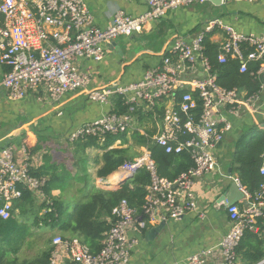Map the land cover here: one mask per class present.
Wrapping results in <instances>:
<instances>
[{
  "label": "built area",
  "instance_id": "2783aa9c",
  "mask_svg": "<svg viewBox=\"0 0 264 264\" xmlns=\"http://www.w3.org/2000/svg\"><path fill=\"white\" fill-rule=\"evenodd\" d=\"M144 1L149 7L146 14L134 18L119 10L111 25L101 29L84 0H1L0 64L8 71L0 78V88L6 90L10 101L42 92L51 102H60L65 95L86 90L91 83L90 76L78 69V59L101 62L106 55L105 46L118 38L140 32L146 24L160 21L170 11L211 0ZM227 1L253 0H222ZM217 30H223L226 37L218 47L219 64L239 61L241 73H247L250 64L259 66V91L244 94L238 88L229 90L218 83L204 49V41ZM115 96L122 98L127 113L118 114L112 109ZM88 98L109 106L111 111L70 132L71 143L93 138L103 144L108 135L135 131L147 137L138 127L140 114H153L158 119L157 110L162 108V127L152 140L166 154L186 153L193 162L178 178L169 180L158 175L145 146L135 160L126 161L107 177L95 178L97 189L116 191L143 168L151 175L141 210L126 199L113 208L111 227L99 253H92L78 238H52L50 264H130L137 244L130 233H141L149 225L179 220L198 210L194 185L217 170L216 151L232 130L231 119L242 113L264 116V33L242 34L214 20L191 42L177 39L160 64L146 70L140 81L90 89ZM22 152L24 158L19 161L13 146L0 149V221L12 217L15 204L25 191L43 202L47 199L44 188L48 179L33 175L25 146ZM261 158L260 175L264 177V152ZM230 178L243 194L240 203L244 206L223 203L230 220L229 233L217 246L197 252L185 264H209L218 253L222 259L217 264H239L237 249L245 232H257V222L264 218V182L251 193L239 176ZM198 215L205 218L204 212L199 211Z\"/></svg>",
  "mask_w": 264,
  "mask_h": 264
},
{
  "label": "crops",
  "instance_id": "0c3cea01",
  "mask_svg": "<svg viewBox=\"0 0 264 264\" xmlns=\"http://www.w3.org/2000/svg\"><path fill=\"white\" fill-rule=\"evenodd\" d=\"M84 1L95 19L96 26L101 29L111 25L114 15L119 10L134 18L149 11L144 0ZM206 3L214 9L213 13L220 12L218 17H213L212 14L205 17L206 14H199L201 12L198 10H196L198 13L192 16L193 13L188 8L193 5L178 8L170 11L160 21L146 24L140 32L129 37H120L105 46L106 55L101 62L78 59L76 62L78 69L90 76L91 83L86 90L69 93L60 102H51L42 92L30 93L20 101H10L6 90L0 88V149L13 146L18 160L22 161L24 158L22 147L27 144L35 146L42 139L40 151L29 153L30 163L33 171L44 166L48 168L54 166L53 174L58 178L52 192L54 197L60 199L64 193L66 197L72 190L70 187L77 185L84 186L82 191L84 195L86 190L95 188V178L99 177L97 162L104 151L93 147L83 152L78 149L77 143L68 140L69 133L74 129L96 121L111 111L109 106L89 100L90 89L126 86L140 81L146 70L156 68L160 64L177 39L182 38L191 42L203 32L209 22L214 20H220L224 25L242 34L259 36L264 33V0L241 3L227 1L220 5L208 1L196 5L204 6ZM198 29H201L200 33L196 32ZM207 38L218 50L226 37L223 30H217ZM6 71L7 68L0 64V78ZM238 89L244 94L248 92L245 88ZM140 116H144L145 121H139V128L148 136L149 130L145 126L153 123L154 137L162 127V121L149 115ZM231 122L232 130L226 134L223 144L216 151L217 170L197 180L194 185L198 210L185 214L179 220L165 222L166 225L161 231H158V228L163 223L149 225L141 233H130V237L137 239V244L132 249L130 264H185L187 259L197 252L217 246L229 233L231 225L223 203H227V199L230 198L231 186L234 184L230 176H238L233 165L234 145L238 138L253 126L263 129L264 116L256 117L242 113L238 118H232ZM143 123L145 125L141 128ZM128 139L132 144V140ZM126 147L128 145L122 144L121 141L114 145V148ZM144 147L136 149L139 150V156ZM67 176L70 177L67 179ZM89 178L93 183L91 187L87 183ZM68 182L72 186L65 189ZM82 193L76 194V201H84ZM242 199L236 203L240 207L244 206L240 203ZM199 211L205 214L203 220L198 215ZM262 228L264 223L258 226L256 233L264 242ZM261 248L264 250V243ZM238 257L239 264H245L242 258ZM221 259V254L218 253L209 260V264H217Z\"/></svg>",
  "mask_w": 264,
  "mask_h": 264
},
{
  "label": "trees",
  "instance_id": "16d2710c",
  "mask_svg": "<svg viewBox=\"0 0 264 264\" xmlns=\"http://www.w3.org/2000/svg\"><path fill=\"white\" fill-rule=\"evenodd\" d=\"M204 49L205 55L209 58L214 71L217 73V81L222 87L229 90L245 88L249 94L259 91L262 83L256 77L259 66L250 64L249 71L241 73L239 61L229 60L226 64H219L217 46L211 44L208 38L204 41ZM113 103L118 114L128 112V107L120 96H115ZM157 114L159 116L158 120L161 121L163 109H158ZM149 116L153 117V114H149ZM139 118L140 121H145L144 116ZM153 135L154 132L151 131H148L147 137L139 132H134L131 136L132 145H129L127 134L108 135L103 144H99L93 138L76 143L78 149L83 152L93 147L104 151L97 162L99 165L97 176L99 177H107L126 161L135 160L139 153L137 150L131 152L132 148L147 146L156 164L158 175L169 180H175L187 171L193 165V162L186 153L179 155L166 154L164 149L152 140ZM40 141L35 146L27 144L25 146L27 152L34 154L40 151ZM117 141H121L122 144H126L128 147L114 148ZM234 146L233 165L235 171L243 185L247 187L249 192L253 193L264 182V177L260 175L261 155L264 152V128L253 126L238 138ZM53 169L54 166L52 168L44 166L38 170H32L33 175L36 177H49L44 188L47 198L45 202L36 205V197L31 192L25 191L23 197L15 204L16 210L12 212V217L7 221H0V264H50L53 237L47 241V249L35 259L21 261L16 255L12 258L9 257V252L6 249L11 248L12 252L17 254L20 242L26 240L30 235V228L26 222L21 223V219L32 222L35 226H40L43 222L46 229L49 227L50 230H57L64 238H78L90 248L92 253H99L105 233L111 227L110 219H112L113 208L121 200L126 199L132 207L141 210L145 202L147 187L151 182L150 172L143 168L130 180L122 183L116 191H103L93 187L85 195L84 202H80L81 204L76 205L73 211H70L67 204L65 205L62 200L52 194L55 190V184L58 182V178L53 174ZM41 211H45L42 216L39 215ZM261 223H264V218L258 220L257 228ZM257 233L247 230L237 249L238 256L242 258L245 264H260L264 261V250L261 248L264 242Z\"/></svg>",
  "mask_w": 264,
  "mask_h": 264
},
{
  "label": "rangeland",
  "instance_id": "374dc122",
  "mask_svg": "<svg viewBox=\"0 0 264 264\" xmlns=\"http://www.w3.org/2000/svg\"><path fill=\"white\" fill-rule=\"evenodd\" d=\"M198 5L195 4V5H193V6H191V7L188 8L189 11H191L193 13L192 16H194L195 13H198V12H196V10H198L199 12H201L199 14H206L205 17H207V15L208 16H211V14H212L213 17H218L219 14H220V12H217V13L214 12L213 13L212 10H214V9L212 7H210L211 5L208 4V3H206L204 6H201V5L198 6ZM226 8H224V9H226ZM195 19H197V16H195ZM196 32L200 33L201 32V29L196 30ZM144 125H145V123H143L141 125V128H143ZM145 127L148 128V130L152 132L154 125L152 123L151 125L148 124ZM133 133L134 132H132L128 136V138L131 139V136L133 135ZM129 145H132V144H129ZM136 149L137 148H132V151L131 152L136 151ZM68 177H70V176H67V179H68ZM87 183L89 184L90 187L93 185L92 180L90 178L87 180ZM70 186H72V184H69V182H68V186L65 189H67ZM70 189H72L71 192L67 193V196L66 197H65V193H64L62 195V197L60 198V200H62L65 205L67 204V206L69 207L70 211H73V209H74V207L76 205H79V204H81V203L84 202L83 201V202L80 203V202L76 201L77 200V195L79 193H82V191L84 189V186L80 187L79 185H77V186H74L73 188L70 187ZM61 191H62V189H61ZM88 192L89 191L86 190L85 195ZM71 195H74V196H71ZM85 195L83 194V199L84 200L86 198ZM67 197H69V198L66 200L65 198H67ZM42 202L43 201H41L40 199L39 200L37 199L36 205H40V204H42ZM44 214H45V211H41L39 215L42 216ZM20 222L21 223H23V222H26L27 223L28 227L30 228V235L26 238V240L20 242V244L18 246L19 249L17 251V254H14L12 252V249L11 248L6 249L9 252V257L10 258L15 257V255H16V257H18L21 261L35 259V258L39 257L44 250L47 249V246H48L47 241L51 237H54L55 235H61L60 232L57 231V230H50L49 227H47V229H46V226H45V224L43 222L40 224L41 228H40V226L33 225L32 222H27V221L22 220V219L20 220Z\"/></svg>",
  "mask_w": 264,
  "mask_h": 264
},
{
  "label": "water",
  "instance_id": "95a60500",
  "mask_svg": "<svg viewBox=\"0 0 264 264\" xmlns=\"http://www.w3.org/2000/svg\"><path fill=\"white\" fill-rule=\"evenodd\" d=\"M211 2L213 4H219V5L225 3V2L223 3L222 0H211ZM131 178H129V180ZM230 192H231L230 198L227 199V203L229 205L236 204L238 201H240L243 198V194L239 191L236 184H232ZM165 225H166L165 223L161 224L160 227L158 228V231H161L165 227ZM263 263L264 261L261 262L260 264H263Z\"/></svg>",
  "mask_w": 264,
  "mask_h": 264
}]
</instances>
